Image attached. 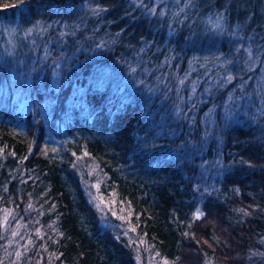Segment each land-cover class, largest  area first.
<instances>
[{"label": "trees", "instance_id": "obj_1", "mask_svg": "<svg viewBox=\"0 0 264 264\" xmlns=\"http://www.w3.org/2000/svg\"><path fill=\"white\" fill-rule=\"evenodd\" d=\"M148 3L0 0L3 29L42 25L0 50V209L41 230L19 262L0 240V264H264V114L221 120L219 151L201 135L212 106L264 87V0H196L182 15ZM194 17H222L226 33ZM206 70L220 84L191 97ZM179 78L177 114L157 85Z\"/></svg>", "mask_w": 264, "mask_h": 264}, {"label": "rangeland", "instance_id": "obj_2", "mask_svg": "<svg viewBox=\"0 0 264 264\" xmlns=\"http://www.w3.org/2000/svg\"><path fill=\"white\" fill-rule=\"evenodd\" d=\"M151 1L152 3H148V6L150 7V10L148 12L154 14L155 9L158 8V6H161V10H164L165 3L166 8L168 7L170 10H172L175 6L179 9V13L181 15L183 14V11L187 9L188 5L194 6L196 0H147ZM146 2V1H145ZM141 6H143V3H141ZM175 11V10H174ZM177 14V13H176ZM174 16L178 21H181L184 19L183 16ZM224 18L217 17V18H209L204 19L201 17H194L191 20V23H197L198 25H201L199 28L200 32H206L208 35H215V36H223L226 32L225 29V23ZM18 23V22H17ZM42 30V25L39 24V26L31 27V28H24L19 25H15L11 28H5L3 29L2 26H0V50L4 49L5 51L8 50V43L14 42V44L18 45L22 41L24 37L31 36H38V33L40 34ZM36 31V32H35ZM210 31V32H209ZM38 32V33H37ZM34 44L33 40H30V45ZM44 52L46 53V48L44 49ZM248 52V51H247ZM229 60L226 59V62ZM229 63V62H228ZM220 64H224V62H216V66H219ZM224 67V66H223ZM57 68H55V71ZM210 70V68H209ZM177 73V72H176ZM175 73V74H176ZM105 75L107 78L108 76L112 75L111 68L105 70L102 75ZM219 74V71H215L214 73L209 72L210 78H213L212 85L218 84L219 81L217 80V76ZM103 75V76H104ZM207 70L204 71V73H199L197 76H195L194 80L191 81L189 85V95L191 97L197 96V91L200 86L203 85V88L206 89L208 87V80L210 78H206ZM54 79L53 83L55 82L56 72L53 74ZM186 78V77H185ZM230 81L228 78H225L224 81ZM247 86L248 90L246 92L250 94H246V96H242V94H234L230 93L226 96L224 99L223 104L221 105L220 112H217V107L212 106L209 110H207L202 118H201V124H202V145L205 146L210 142L212 139H215V147H220L223 144V136L221 135V127L218 126V123H221L222 121H229L234 120V118L239 114H246L248 110L250 112L252 111L257 116H253V118L257 119L258 116H262L264 114V104H261L262 99L264 100V97H259L257 93L253 92V89L256 88L258 90V87L261 88V91H264V87H260V83L258 84L257 81H255V85L248 83ZM163 83V82H162ZM161 82L158 83L157 88L159 94H161V97L163 98H173L174 95H171L172 90L175 91V99H177V106L175 107V112L178 114L182 108V102L185 101L184 95L179 92V83H186V79H177L173 84H171L169 87H165ZM176 84V86H175ZM178 84V85H177ZM220 84V83H219ZM174 85V87L172 86ZM220 86V85H219ZM185 87H183L184 89ZM246 88V87H245ZM209 89V88H208ZM81 90L78 89L76 93H79ZM185 91V90H184ZM242 92V90H241ZM240 92V93H241ZM255 96V97H253ZM257 97V98H256ZM188 103V100H186ZM263 103V102H262ZM252 108V109H251ZM251 112V113H252ZM250 114V113H249ZM220 148L218 149V151ZM220 161V162H219ZM219 164H221V159L218 160ZM97 193V192H96ZM93 200H94V208L99 214H103L106 211L110 210L114 216H117V211L120 210L119 207L116 206V202L114 199L105 198L100 196L101 194H93ZM96 195V196H95ZM108 209V210H107ZM30 213H25L24 215H27ZM30 219V217L28 216ZM22 218L18 217V215L11 209L3 208L0 209V240H2V244L5 247V255L13 262H19L24 253L28 252L29 246L33 245V241L31 240L33 235L36 236V234H40L41 230L39 226H35L32 224H25L21 221ZM29 221V220H28ZM39 230V231H37ZM20 253L19 256L16 255V253ZM6 258V257H5ZM8 260V259H7ZM155 263V261H154ZM155 264H165V261L158 260Z\"/></svg>", "mask_w": 264, "mask_h": 264}, {"label": "snow or ice", "instance_id": "obj_3", "mask_svg": "<svg viewBox=\"0 0 264 264\" xmlns=\"http://www.w3.org/2000/svg\"><path fill=\"white\" fill-rule=\"evenodd\" d=\"M229 79H231V77H229ZM198 215H199V213H198ZM132 230H134V229H132ZM37 231H39V230H37ZM142 242V241H141ZM199 243V242H198ZM16 255L17 256H19L20 255V253L18 252V253H16ZM158 255V254H157ZM165 264H167V261H165Z\"/></svg>", "mask_w": 264, "mask_h": 264}]
</instances>
